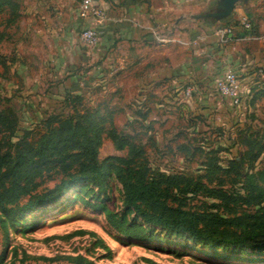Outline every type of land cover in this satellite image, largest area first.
Returning <instances> with one entry per match:
<instances>
[{"label": "crops", "instance_id": "1", "mask_svg": "<svg viewBox=\"0 0 264 264\" xmlns=\"http://www.w3.org/2000/svg\"><path fill=\"white\" fill-rule=\"evenodd\" d=\"M79 2L23 0L20 21L7 28L18 32L0 41V56L9 57L0 64V77L8 76L0 88L13 90L21 83L14 92L21 110L14 108L27 128L59 110L68 96L104 99L121 96L129 87L139 108L171 106L183 120L215 119L223 125L239 117L245 105L234 110L215 90L217 78L236 71L246 99L264 85L259 80L264 77L259 72L264 69V0L239 1L225 17L205 16L222 10L223 0H94L108 12L94 46L79 39L82 30L94 26L92 17L80 13ZM243 14L253 22L251 32L241 27ZM225 27H234L235 33L221 34ZM156 32L182 43H158ZM6 45L11 49H4ZM188 84L195 85L199 97H183Z\"/></svg>", "mask_w": 264, "mask_h": 264}, {"label": "trees", "instance_id": "2", "mask_svg": "<svg viewBox=\"0 0 264 264\" xmlns=\"http://www.w3.org/2000/svg\"><path fill=\"white\" fill-rule=\"evenodd\" d=\"M21 8V0H0V15L6 14L4 22H0V27L6 25L0 30V41L6 35L5 29L20 21ZM254 93L251 104L264 98V85ZM82 100V96H68L64 106L46 114L37 126L27 128L16 142L10 139L20 124L17 110L0 104V231L7 235L9 227L13 228L19 219L57 202L80 182L90 181L103 189L108 164L114 161L124 203L139 219L130 222L125 216L108 213V220L122 235L163 240L149 234L148 225L186 236L196 245L210 248L201 250L216 257L241 259L243 255L236 252L247 249L264 253V186L253 180L242 187L235 185L242 182L239 176L246 155L254 162L264 143L248 139L247 152L231 158L226 167L217 158H209L203 173H166L151 167L143 144L117 130L112 112H101L102 102L80 108ZM104 135L127 154L101 159L99 150ZM6 138L8 147L4 145ZM52 175L57 179L54 186L40 189L35 180L46 181ZM229 175L232 182L226 179ZM197 198L202 199V205L194 206Z\"/></svg>", "mask_w": 264, "mask_h": 264}, {"label": "rangeland", "instance_id": "3", "mask_svg": "<svg viewBox=\"0 0 264 264\" xmlns=\"http://www.w3.org/2000/svg\"><path fill=\"white\" fill-rule=\"evenodd\" d=\"M4 17L5 13L0 15L1 23L4 22ZM4 25L5 23L0 30L4 29ZM11 29L12 31L5 29V32L13 37L18 30ZM4 49H11L10 45H6ZM7 59L8 56H0V64H3L2 60L5 62ZM7 77L1 76L0 83L8 82ZM260 78L259 80L264 82V77ZM12 81L16 83L20 80L14 78ZM20 84H17L18 87H12L13 90L8 89V85H3L0 88V104L16 107L20 111V101L16 98L18 94L14 93L21 90ZM125 89V94H120L122 97L118 94L107 95L104 99L101 96H84L82 103L79 102L80 108L97 106L105 99L114 104L110 105L113 109L102 104L99 107L102 113L112 112L118 131L144 145L148 162L154 169L166 173L197 175L203 173L209 158H217L219 164L226 167L231 158L244 155L250 148L245 144L248 139L264 143V98L251 104L254 92L246 99L242 90L245 99L243 113L239 117L234 115L236 121L233 118L229 123L218 125L215 119L213 123L204 120L190 121V117L183 120L179 112L171 106L139 108L133 99L134 88ZM193 89L190 98L199 97V90L196 87ZM9 93L14 96V100L6 97ZM30 96L33 99L34 95ZM183 97L187 98L185 94ZM121 106L127 107V110H120ZM235 106L233 108L237 110ZM27 126L29 125L19 124L10 140L16 142ZM36 130L34 135L38 133ZM8 142L6 138L4 145L7 147L10 145ZM256 149L252 151L256 152ZM126 154L127 150L117 149L108 136H103L99 150L101 159ZM246 157L243 172L239 176L242 182L235 185L242 187L248 180H253L256 184L264 186V149L254 162L249 160L248 155ZM116 172L117 164L110 161L103 189L90 181L80 182L57 202L35 209L19 219L13 228L9 227L7 235L1 230L0 264H82L86 261H94L97 264H256L254 261H260L264 264V253L247 249L236 252L243 255L241 259L216 257L201 250H211L210 248L196 245L186 236L171 234L159 227L146 225V231L160 236L163 239L161 241L139 240L122 235L108 220V213L125 216L130 222H137L139 219L124 203L123 188ZM217 173L219 175L220 171ZM230 176L232 175L226 179L232 182ZM35 181L40 184L41 189L53 187L57 179L56 175H52L47 177L46 181ZM229 185L227 184L228 187ZM193 204L202 205V199H195Z\"/></svg>", "mask_w": 264, "mask_h": 264}, {"label": "built area", "instance_id": "4", "mask_svg": "<svg viewBox=\"0 0 264 264\" xmlns=\"http://www.w3.org/2000/svg\"><path fill=\"white\" fill-rule=\"evenodd\" d=\"M79 11L83 16L92 17L94 20V26L82 30L79 35V39L85 45L94 46L100 39L99 27L107 21L108 12L102 7L96 5L94 3V0H80ZM240 21L243 30H245L246 32H251L253 30V22L247 14H243ZM220 32L223 35H233L235 33V28H221ZM155 39L158 43H182L181 39L171 34L162 35L158 32H156ZM259 72H264V69L260 68ZM194 87V84H188L187 86H185L184 94L187 98H190L192 96ZM214 88L219 94L229 98L230 102L233 105L240 106L245 102L244 96L242 94L243 91L241 88L240 75L234 70H230L223 76L217 78L214 84Z\"/></svg>", "mask_w": 264, "mask_h": 264}, {"label": "water", "instance_id": "5", "mask_svg": "<svg viewBox=\"0 0 264 264\" xmlns=\"http://www.w3.org/2000/svg\"><path fill=\"white\" fill-rule=\"evenodd\" d=\"M239 1H243V0H223L222 10L212 12V13L207 14L205 16L209 15V16H213V17H225L232 12L235 4Z\"/></svg>", "mask_w": 264, "mask_h": 264}]
</instances>
